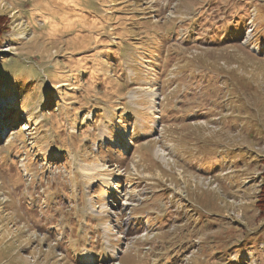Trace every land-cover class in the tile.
<instances>
[{
    "label": "rangeland",
    "instance_id": "1",
    "mask_svg": "<svg viewBox=\"0 0 264 264\" xmlns=\"http://www.w3.org/2000/svg\"><path fill=\"white\" fill-rule=\"evenodd\" d=\"M0 14V264H264V0Z\"/></svg>",
    "mask_w": 264,
    "mask_h": 264
},
{
    "label": "trees",
    "instance_id": "2",
    "mask_svg": "<svg viewBox=\"0 0 264 264\" xmlns=\"http://www.w3.org/2000/svg\"><path fill=\"white\" fill-rule=\"evenodd\" d=\"M8 22H10L8 17L6 15L0 14V46H1L2 36L9 29ZM255 206L258 209L259 215L264 216V169L260 173V186L258 188L257 197L255 199Z\"/></svg>",
    "mask_w": 264,
    "mask_h": 264
},
{
    "label": "bare ground",
    "instance_id": "3",
    "mask_svg": "<svg viewBox=\"0 0 264 264\" xmlns=\"http://www.w3.org/2000/svg\"><path fill=\"white\" fill-rule=\"evenodd\" d=\"M7 48H8V47H7ZM7 48H6L5 50H8ZM150 112H151V111H150Z\"/></svg>",
    "mask_w": 264,
    "mask_h": 264
}]
</instances>
